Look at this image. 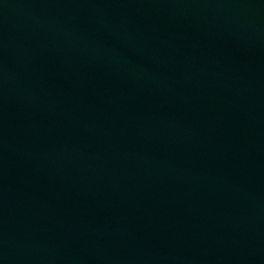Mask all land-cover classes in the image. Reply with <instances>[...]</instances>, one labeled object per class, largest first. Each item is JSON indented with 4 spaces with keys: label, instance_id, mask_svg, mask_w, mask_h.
<instances>
[{
    "label": "water",
    "instance_id": "water-1",
    "mask_svg": "<svg viewBox=\"0 0 264 264\" xmlns=\"http://www.w3.org/2000/svg\"><path fill=\"white\" fill-rule=\"evenodd\" d=\"M0 264H264V0H0Z\"/></svg>",
    "mask_w": 264,
    "mask_h": 264
}]
</instances>
